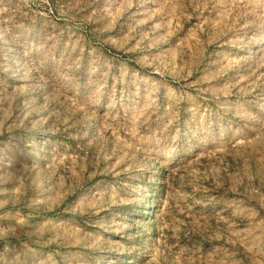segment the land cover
<instances>
[{
  "label": "rangeland",
  "instance_id": "obj_1",
  "mask_svg": "<svg viewBox=\"0 0 264 264\" xmlns=\"http://www.w3.org/2000/svg\"><path fill=\"white\" fill-rule=\"evenodd\" d=\"M0 264H264V0H0Z\"/></svg>",
  "mask_w": 264,
  "mask_h": 264
}]
</instances>
